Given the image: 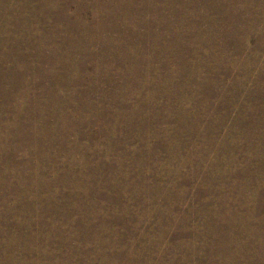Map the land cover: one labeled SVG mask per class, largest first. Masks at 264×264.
Instances as JSON below:
<instances>
[{
    "label": "rangeland",
    "instance_id": "374dc122",
    "mask_svg": "<svg viewBox=\"0 0 264 264\" xmlns=\"http://www.w3.org/2000/svg\"><path fill=\"white\" fill-rule=\"evenodd\" d=\"M0 92V264H264V0H0Z\"/></svg>",
    "mask_w": 264,
    "mask_h": 264
},
{
    "label": "bare ground",
    "instance_id": "6f19581e",
    "mask_svg": "<svg viewBox=\"0 0 264 264\" xmlns=\"http://www.w3.org/2000/svg\"><path fill=\"white\" fill-rule=\"evenodd\" d=\"M184 1H185V0H181L182 3H184ZM195 1H196V0H190V2H191L192 5L194 4ZM219 2H220V0H219ZM121 3H122V2H121ZM142 3H143V2H142ZM196 3H197V2H196ZM222 3H223V2H222ZM226 3H227V2H226ZM172 4H173V3H172ZM220 4H221V3H220ZM223 4H224V3H223ZM220 7H221V6H220ZM225 8H226V5H225ZM225 8H224V9H225ZM218 9H220V8H219V4H218ZM201 10H202V9H201ZM226 10H227V9H226ZM223 11H224V10H222V13H223ZM198 12H199V11H198ZM215 12H216V11H215ZM224 12H225V11H224ZM219 13H220V12H219ZM201 14H202V13H201ZM121 71H122V70H121ZM15 73H16V72H15ZM21 78H22V77H21ZM9 83H10V82H9ZM12 85H13V83H12ZM11 88H12V87H11ZM15 88H16V87H15ZM12 89H14V86H13ZM7 90H8V89H7ZM10 90H11V89H10ZM0 93H1V92H0ZM9 94H10V93H9ZM19 96H20V97H26V96H22V95H20V94H19ZM0 97H1V96H0ZM2 97H3V96H2ZM8 98H9V96H8ZM2 100H3V99H2ZM3 102H4V101H3ZM11 103H12V102H11ZM1 105H2V104H1ZM15 108H16V107H15ZM15 108H14V109H15ZM35 108H36V107H35ZM4 111H5V110H4ZM2 112H3V110H2ZM9 112H10V111H9ZM7 113H8V111H7ZM17 113H18V112H17ZM20 113H21V112H20ZM26 114H27V113H26ZM18 115H19V114H18ZM0 116H1V115H0ZM9 116H10V114H9ZM13 116H14V115H13ZM14 117H15V116H14ZM6 118H7V117H6ZM6 118H5V119H6ZM8 118H11V117H8ZM0 120H1V119H0ZM2 120H3V119H2ZM8 120H9V119H8ZM4 121H5V120H4ZM4 121H3V122H4ZM6 122H7V121H6ZM8 122H11V121H8ZM1 123H2V122H1ZM260 123H261V122H260ZM3 124H4V123H3ZM5 126H6V125H5ZM5 126H4V127H5ZM6 127H7V126H6ZM8 128H9V127H8ZM6 133H7V132H6ZM4 134H5V133H4ZM42 134H43V133H42ZM5 135H6V134H5ZM8 135H9V134H8ZM27 136H28V134H27ZM27 136H26L25 138H27ZM30 136H31V135H30ZM39 136H40V135H39ZM40 137H41V136H40ZM42 137H43V136H42ZM8 138H9V137H8ZM10 139H11V138H10ZM35 139H36V135H35ZM0 141H1V140H0ZM260 148H262V147H260ZM254 149H255V148H254ZM258 149H259V148H258ZM256 150H257V149H256ZM262 150H263V149H262ZM254 152H255V151H254ZM259 152H261V151H259ZM259 152H258V153H259ZM261 153H262V152H261ZM254 154H255V153H254ZM262 154H263V153H262ZM258 156H259V155H258ZM251 157H252V156H251ZM260 157H261V156H260ZM253 158H254V157H253ZM257 159H258V158H257ZM257 159H256V160H257ZM1 160H2V159H1ZM258 161H259V160H258ZM232 163H233V162H232ZM256 163H257V162H256ZM258 163H259V162H258ZM234 164H235V163H234ZM262 164L264 165V163H262ZM259 165H260V164H259ZM263 165H262V166H263ZM220 166H221V165H220ZM228 166H229V165H228ZM259 167H260V166H259ZM231 169H232V168H231ZM214 170H215V169H214ZM221 172H222V171H221ZM0 175H1V174H0ZM218 175H219V174H218ZM1 176H2V175H1ZM260 177H261V176H260ZM219 178H220V177H219ZM231 179H232V178H231ZM237 179H238V178H237ZM4 180H5V179H4ZM6 181H7V180H6ZM229 181H230V179H229ZM259 181H260V180H259ZM262 181H263V179H262ZM248 182H250V181H248ZM253 182H254V181H253ZM5 183H6V182H5ZM223 184H224V183H223ZM227 184H228V183H227ZM227 184H226V185H227ZM250 184H251V182H250ZM254 184H255V183H254ZM6 185H7V184H6ZM214 185H215V184H214ZM214 185H213V186H214ZM252 185H253V184H252ZM205 186H206V185H205ZM227 186H228V185H227ZM229 186H230V185H229ZM237 186H238V185H237ZM248 186H249V185H248ZM13 187H14V186H13ZM257 187H258V186H257ZM257 187H256V188H257ZM207 188H208V187H207ZM211 188H212V187H211ZM211 188H210V189H211ZM215 188H216V187H215ZM217 188H219V187H217ZM224 188H225V186H224ZM226 188H227V187H226ZM249 188H250V187H249ZM208 189H209V188H208ZM234 189H235V188H234ZM234 189H233V190H234ZM250 189H251V188H250ZM212 190H214V189L212 188ZM216 190H219V189H216ZM223 190H224V189H223ZM225 190H226V189H225ZM233 190H232V191H233ZM237 190H238V189H237ZM253 191H254V189H253ZM253 191H252V192H253ZM255 191H256V190H255ZM214 192H217V191H214ZM219 192H220V191H219ZM226 192H228V191H226ZM226 192H225V193H226ZM241 192H242V191H241ZM258 192H259V191H258ZM217 193H218V192H217ZM221 193H222V192H221ZM225 193H224V194H225ZM229 193H230V192H229ZM234 193H235V191H234ZM242 193H243V192H242ZM247 193H248V192H247ZM218 194H219V193H218ZM224 194H223V195H224ZM231 194H233V193H231ZM243 194H244V193H243ZM207 195H208V194H207ZM226 195H227V194H226ZM221 196H222V195H221ZM221 196H220V198H221ZM228 196H229V195H228ZM232 196H233V195H232ZM236 196H237V195H236ZM223 197H224V196H223ZM226 198H227V197H226ZM231 198H232V197H231ZM239 198H240V197H239ZM241 198H242V196H241ZM244 198H245V197H244ZM237 199H238V198H237ZM242 199H243V198H242ZM247 199H248V198H247ZM247 199H246V200H247ZM216 200H217V199H216ZM221 200H222V199H221ZM224 200H225V199H224ZM234 200H235V199H234ZM246 200H245V201H246ZM248 200H249V199H248ZM248 200H247V202H248ZM218 201H220V200H218ZM243 201H244V200H243ZM236 202H238V201H236ZM236 202H235V203H236ZM216 204H217V203H216ZM221 204H222V203H221ZM244 204H245V203H244ZM250 204H251V203H250ZM234 205H237V204H234ZM238 205H239V204H238ZM238 205H237V207H238ZM251 205H252V204H251ZM217 206H218V205H217ZM221 206H222V205H221ZM229 206H230V205H229ZM218 207H219V206H218ZM231 207H232V206H231ZM240 207H241V206H240ZM243 207H245V205H244ZM263 207H264V206H263ZM216 208H217V207H216ZM228 208H230V207H228ZM246 208H247V206H246ZM246 208H244V209H246ZM257 208H258V207H257ZM214 209H215V208H214ZM237 209H238V208H237ZM237 209H236V211H237ZM241 209H243V208H241ZM249 209H250V208H249ZM247 210H248V209H247ZM260 210H261V209H260ZM262 211H263V210H262ZM246 212H247V211H246ZM251 212H252V211H251ZM253 212H254V211H253ZM228 213H229V211H228ZM234 213H235V211H233V214H234ZM241 213H242V212H241ZM258 213H259V212H258ZM229 214H230V213H229ZM248 214H249V213H248ZM252 214H253V213H252ZM262 215H263V212H262ZM211 216H212V215H211ZM232 216H234V215H232ZM243 216H245V215H243ZM225 217H226V216H225ZM215 218H216V217H215ZM229 218H230V217H229ZM229 218H228V219H229ZM236 218H238V217H236ZM241 218H242V217H241ZM241 218H240V221H241ZM243 218H244V217H243ZM245 218H246V217H245ZM250 218H251V217H250ZM221 219H222V218H221ZM230 219H231V218H230ZM238 219H239V218H238ZM247 219H248V218H247ZM259 219H260V218H258V220H259ZM226 220H227V219H226ZM233 220H234V218H233ZM260 220H261V219H260ZM243 221H244V219H243ZM248 221H249V220H248ZM248 221H247V223H248ZM205 222H206V221H205ZM208 222H209V221H208ZM210 222H211V221H210ZM229 222H230V221H229ZM244 222H246V221H244ZM254 222H256V221H254ZM263 222H264V221H263ZM201 223H202V222H201ZM225 223H226V222H225ZM230 223L233 224L232 221H231ZM249 223H251V222L249 221ZM252 223H253V221H252ZM205 224H206V223H205ZM212 224H213V223H212ZM238 224H239V223H238ZM242 224H244V223H242ZM259 224H261V223H258V224H256V225H259ZM233 225H234V224H233ZM249 225H250V224H249ZM249 225H248V226H249ZM256 225H255L254 227H256ZM263 225H264V224H263ZM228 226H229V225H228ZM231 226H232V225H231ZM234 226H235V225H234ZM234 226H233V227H234ZM238 226H239V225H238ZM252 226H253V225H252ZM252 226H251V227H252ZM203 227H204V226H203ZM201 228H202V226H201ZM224 228H225V227H224ZM237 228H239V227H237ZM242 228H243V227H242ZM244 228H245V227H244ZM261 228H262V227H261ZM263 228H264V227H263ZM213 229H214V228H213ZM249 229H250V227H249ZM252 229H253V228H252ZM215 230H216V229H215ZM223 230H224V229H223ZM233 230H234V229H233ZM233 230H232V231H233ZM255 230H256V229H255ZM259 230H260V229H259ZM262 230H263V229H262ZM209 231H210V228H209ZM212 231H213V230H212ZM243 231H244V230H243ZM205 232H206V231H205ZM215 232H216V231H215ZM226 232H227V231H226ZM229 232H230V231H229ZM237 232H238V231H237ZM246 232H247V231H246ZM248 232H249V230H248ZM251 232H252V231H251ZM212 233H213V232H212ZM218 233H219V232H218ZM223 233H224V232H223ZM253 233H254V232H253ZM253 233H252V234H253ZM262 233H263V232H262ZM214 234H215V233H214ZM214 234H213V235H214ZM227 235H228V234H227ZM232 235L234 236V234H232ZM237 235H238V234H237ZM208 236H209V235H208ZM233 236H232V237H233ZM254 236H256V234H254ZM226 237H228V236H226ZM262 237H264V236H262ZM217 238H218V237H217ZM235 238H236V237H235ZM255 238H256V237H254V239H255ZM257 238H259V237H257ZM260 238H261V237H260ZM221 239H222V238H221ZM229 239H230V238H229ZM238 239H240V238H238ZM218 240H219V239H218ZM226 240H227V239H226ZM230 240H231V239H230ZM256 240H257V239H256ZM261 240H262V239H261ZM231 241H232V240H231ZM263 241H264V240H263ZM263 241H262V242H263ZM227 242H228V241H227ZM258 242H259V241H258ZM260 243H261V242H260ZM205 250H206V249H205ZM230 250H231V249H230ZM202 252H203V251H202ZM205 252H206V251H205ZM202 254H203V253H202ZM198 255H199V254H198ZM199 256H201V255H199ZM209 260H210V259H209ZM207 261H208V260H207ZM207 261H206V262H207ZM208 264H209V263H208Z\"/></svg>",
    "mask_w": 264,
    "mask_h": 264
}]
</instances>
